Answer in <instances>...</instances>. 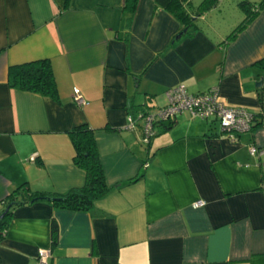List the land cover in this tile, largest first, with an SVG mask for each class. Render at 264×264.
I'll return each mask as SVG.
<instances>
[{
  "label": "crops",
  "instance_id": "crops-1",
  "mask_svg": "<svg viewBox=\"0 0 264 264\" xmlns=\"http://www.w3.org/2000/svg\"><path fill=\"white\" fill-rule=\"evenodd\" d=\"M205 1L190 0L184 27L153 0L132 19L124 0H0V202L84 186L69 137L83 124L109 188L90 212L14 207L0 264H37L41 249L49 264H264L263 170L249 155L264 147V9L228 40L242 0H207L202 11ZM40 59L57 101L9 86L10 66ZM180 84L190 94L217 88L225 106L254 116L252 129L231 136L183 112L143 145V122L130 130L128 115L165 106Z\"/></svg>",
  "mask_w": 264,
  "mask_h": 264
},
{
  "label": "trees",
  "instance_id": "trees-1",
  "mask_svg": "<svg viewBox=\"0 0 264 264\" xmlns=\"http://www.w3.org/2000/svg\"><path fill=\"white\" fill-rule=\"evenodd\" d=\"M153 1L158 7H161L182 23L184 27H189L192 23L193 20L189 11L191 8L190 0ZM206 1L201 7L202 11L207 9ZM139 2L140 0H124L123 9L130 16V19H132L137 11ZM238 6L244 12L245 17L228 36V40L234 39L238 33L243 31L257 17L261 10L264 9V0L257 3L242 0L238 3ZM8 83L12 89L38 94L55 101L58 100V92L49 60L40 59L10 66L8 69ZM173 121L174 119L165 123H172ZM156 127L158 125L154 128L155 133ZM69 137L74 150L73 163L83 170L86 175L84 186L69 190L64 194L33 193L28 195L27 193L20 194L21 196L19 197H13L12 194V197L0 202V243L7 232L12 211L18 205L48 202L52 206L63 210L90 212L108 193L109 188L106 185L102 164L94 139V130L87 125H79L69 132ZM136 180H130L128 183H133ZM51 240L52 245L57 240V225L54 222L51 224Z\"/></svg>",
  "mask_w": 264,
  "mask_h": 264
},
{
  "label": "built area",
  "instance_id": "built-area-1",
  "mask_svg": "<svg viewBox=\"0 0 264 264\" xmlns=\"http://www.w3.org/2000/svg\"><path fill=\"white\" fill-rule=\"evenodd\" d=\"M166 105L157 109L139 112L136 115H128L127 128L132 130L136 123L142 121L140 126L142 136L141 143L150 145L155 136L154 128L161 123L170 122L183 112L201 121L215 119L221 130L231 136L249 132L252 129L254 116L245 109L227 107L218 99L217 88H211L207 92L190 94L187 88L180 84L168 89L165 93ZM74 103L78 107L86 104L78 90H74ZM264 125V118L262 119ZM249 155L258 160V165L263 170L261 190L264 193V147L251 146ZM34 161V158H31ZM204 206V202L199 201L193 204V208ZM51 252L49 249H41L38 252L37 264H49Z\"/></svg>",
  "mask_w": 264,
  "mask_h": 264
},
{
  "label": "rangeland",
  "instance_id": "rangeland-1",
  "mask_svg": "<svg viewBox=\"0 0 264 264\" xmlns=\"http://www.w3.org/2000/svg\"><path fill=\"white\" fill-rule=\"evenodd\" d=\"M198 0H195V3L197 2ZM232 1H234V0H226L225 1V3L226 4H231L232 3ZM241 1V0H240ZM239 3V2H238ZM238 3H237V5H238ZM237 5H234V6H232L231 8L230 7H228V10L230 11V13H231V11H232V9H235V8H237ZM230 8V9H229ZM233 12V11H232ZM215 128H216V131L217 132H220L221 131V127H220V125H219V123H215Z\"/></svg>",
  "mask_w": 264,
  "mask_h": 264
}]
</instances>
